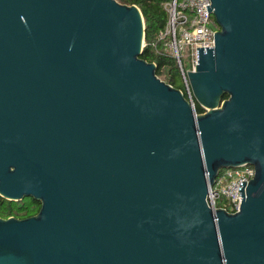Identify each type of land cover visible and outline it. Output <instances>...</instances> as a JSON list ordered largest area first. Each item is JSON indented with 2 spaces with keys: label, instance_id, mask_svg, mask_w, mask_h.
I'll use <instances>...</instances> for the list:
<instances>
[{
  "label": "water",
  "instance_id": "obj_1",
  "mask_svg": "<svg viewBox=\"0 0 264 264\" xmlns=\"http://www.w3.org/2000/svg\"><path fill=\"white\" fill-rule=\"evenodd\" d=\"M211 2L186 95L136 4L0 0V194L41 202L0 217V264H264V0ZM244 164L240 209L211 207Z\"/></svg>",
  "mask_w": 264,
  "mask_h": 264
},
{
  "label": "built area",
  "instance_id": "obj_2",
  "mask_svg": "<svg viewBox=\"0 0 264 264\" xmlns=\"http://www.w3.org/2000/svg\"><path fill=\"white\" fill-rule=\"evenodd\" d=\"M208 4H212L211 0H169L164 5L168 19L158 34V40L163 49L176 58L187 89L189 81L183 61L191 62L194 67L198 58L197 47L214 46L215 31L219 28L212 9L208 10ZM255 172L252 164L222 169L214 185L208 189V204L214 209L238 211L242 199L238 190L240 183L250 181Z\"/></svg>",
  "mask_w": 264,
  "mask_h": 264
},
{
  "label": "trees",
  "instance_id": "obj_3",
  "mask_svg": "<svg viewBox=\"0 0 264 264\" xmlns=\"http://www.w3.org/2000/svg\"><path fill=\"white\" fill-rule=\"evenodd\" d=\"M122 3L136 4L142 11L145 21L144 46L141 57L147 61L157 63V74L177 88H181L187 95L186 87L182 79L181 69L175 57L168 54L158 40L159 32L165 27L168 13L165 3L169 0H119ZM183 67L191 68L189 61H183ZM226 97V95L224 96ZM195 107L198 112L205 111L195 99ZM41 202L32 196L20 200L7 199L0 194V217L15 216L24 218L36 214Z\"/></svg>",
  "mask_w": 264,
  "mask_h": 264
},
{
  "label": "rangeland",
  "instance_id": "obj_4",
  "mask_svg": "<svg viewBox=\"0 0 264 264\" xmlns=\"http://www.w3.org/2000/svg\"><path fill=\"white\" fill-rule=\"evenodd\" d=\"M189 63L191 64V67H193L192 63L191 62H189ZM188 68H190V67H188Z\"/></svg>",
  "mask_w": 264,
  "mask_h": 264
}]
</instances>
